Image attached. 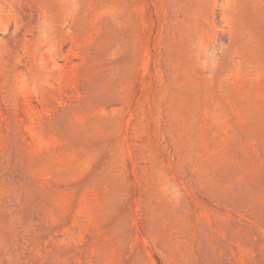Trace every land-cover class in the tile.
<instances>
[{
  "label": "rangeland",
  "instance_id": "1",
  "mask_svg": "<svg viewBox=\"0 0 264 264\" xmlns=\"http://www.w3.org/2000/svg\"><path fill=\"white\" fill-rule=\"evenodd\" d=\"M0 264H264V0H0Z\"/></svg>",
  "mask_w": 264,
  "mask_h": 264
}]
</instances>
